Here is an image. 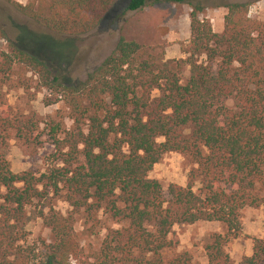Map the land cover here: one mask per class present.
<instances>
[{
	"label": "trees",
	"instance_id": "16d2710c",
	"mask_svg": "<svg viewBox=\"0 0 264 264\" xmlns=\"http://www.w3.org/2000/svg\"><path fill=\"white\" fill-rule=\"evenodd\" d=\"M117 1L27 0L16 8L40 29L71 38L96 29ZM217 1H128L123 12L150 3L191 8L180 61L162 62L120 37L111 55L83 81L70 84L55 70L69 52L68 41L21 29L9 50L0 51V81L15 68L30 74L38 87L65 102L73 123L62 137L59 128H51L53 153L42 174H15L3 151L6 141L12 133L32 140L38 123L35 116L12 118L0 93V264H32L33 251L19 244L26 208L60 190L93 228L99 212L127 223L109 230L98 252L86 259L91 262L82 264H199L187 253L162 256L178 246L174 227L198 222L225 229L203 246L206 264H234L225 247L241 234V211L264 207V22L248 17V4ZM211 7L226 10L220 33L198 17ZM0 36L5 38L1 30ZM171 152L195 165L183 187L164 188L148 177ZM40 218L53 236L44 264H80L83 251L72 217L49 211ZM237 264H264V239H252L251 256Z\"/></svg>",
	"mask_w": 264,
	"mask_h": 264
},
{
	"label": "rangeland",
	"instance_id": "374dc122",
	"mask_svg": "<svg viewBox=\"0 0 264 264\" xmlns=\"http://www.w3.org/2000/svg\"><path fill=\"white\" fill-rule=\"evenodd\" d=\"M128 1L118 0L99 26L90 33L67 38L40 29L23 16L16 5L25 6L27 0H0V30L5 37L0 36V51L9 50L8 42H14L21 29L50 36L56 41H68L69 52L65 55L64 61L55 66V70L62 81L70 84L83 81L88 73L111 55L120 37L136 42L144 52L154 55L162 62L184 60L185 56L180 53L179 47L189 38L191 8L187 5L150 3L139 11L123 12ZM218 1L219 4H248V17L264 22V0ZM225 13L223 7H211L204 9L198 17L207 19L213 32L220 33ZM199 61L203 62L204 57H200ZM181 69L180 78L183 84L188 78V67ZM0 93L12 118L35 116L38 123V129L33 133L32 140H18L12 133L6 141L3 151L10 170L15 174L23 171L42 174L53 153V147L49 142L51 128H59L58 137H62L64 131L73 127L68 107L59 97L38 87L34 77L22 73L18 68L14 69L13 75L7 80L0 81ZM157 95V92L152 93V97ZM225 105L231 108L232 100L226 101ZM161 141V139L157 140V142ZM193 167L195 165L187 155L171 152L165 154L154 165L148 177L157 180L164 188L169 184L183 187L186 184L187 173ZM26 211V219L21 227L25 235L19 244L33 251L32 264H44L49 253L48 247L53 243V236L44 226L40 213L46 215L52 211L64 218L72 217L76 242L83 251L80 264L82 261L91 262L90 259H86L98 252L109 230L127 227V223H117L99 212L97 215L99 224L93 228L91 222L87 223L83 211L79 213L72 211L65 201L63 190L57 194H50L43 202H33ZM256 214L262 215L264 226V207L256 210L245 208L240 214L241 228L243 223L245 226L249 225L250 219L253 222ZM219 228L224 234L225 229L219 224H198L190 228L174 227V238L178 241V246L164 251L163 259L169 260L177 254L187 253L194 262L199 264L204 262L206 258L203 246L210 235L219 234ZM242 232L241 229L239 235L241 239H250L246 235L243 236ZM231 241L226 244L225 250L232 256V261H235L237 255L232 254ZM71 263L73 264L74 261Z\"/></svg>",
	"mask_w": 264,
	"mask_h": 264
},
{
	"label": "crops",
	"instance_id": "0c3cea01",
	"mask_svg": "<svg viewBox=\"0 0 264 264\" xmlns=\"http://www.w3.org/2000/svg\"><path fill=\"white\" fill-rule=\"evenodd\" d=\"M187 41V40H186ZM198 224H206V225H210V224H216V223H202V222H198L195 223L193 225L190 226H181V228H185V227H195ZM220 226V225H219ZM242 233L243 236H247L250 239L247 240H243L240 238V236L236 239H233V241H231V250H232V254L237 255V258L235 261H232L234 264H237L239 259L241 257H249L252 254V238L255 239H264V226H263V218L262 215H255V220L253 222H251V219L249 220V225L245 226L244 223L242 224ZM219 234H222V230L219 228ZM228 253V252H227ZM230 259L232 260V256L229 255ZM200 264H206V259L204 262H200Z\"/></svg>",
	"mask_w": 264,
	"mask_h": 264
}]
</instances>
